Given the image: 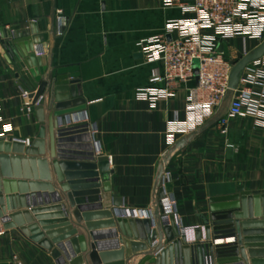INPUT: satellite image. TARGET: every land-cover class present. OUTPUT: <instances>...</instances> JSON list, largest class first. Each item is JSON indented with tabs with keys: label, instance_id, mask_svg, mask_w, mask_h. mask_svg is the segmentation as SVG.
Wrapping results in <instances>:
<instances>
[{
	"label": "crops",
	"instance_id": "1",
	"mask_svg": "<svg viewBox=\"0 0 264 264\" xmlns=\"http://www.w3.org/2000/svg\"><path fill=\"white\" fill-rule=\"evenodd\" d=\"M58 9L67 19L61 36L55 35L53 27ZM187 16L177 7H163L157 0H0V28L26 33L10 42L9 51L0 47V116L12 126L11 138L32 141L40 124L34 108L31 114L20 111L21 92L30 91L35 77L42 79L49 69L73 67L77 77L72 81L81 85L86 118L81 119L80 113L76 115L89 124L97 155L108 158L109 193L122 200V208L153 207L163 161V172L170 175L167 191L176 201L183 226L202 227L200 216H207L209 199L235 194L241 188L248 194L243 203L246 212L243 221H261V225L249 229L254 242L248 245L256 246L250 249L257 251V258L250 259L247 255V264H264V217H247L249 197L252 208L258 204L262 213L264 125L257 126L248 116L238 117L228 121V132L221 135L218 120L225 114L228 104L225 102L217 115L190 134L176 135L175 143L168 145L165 139L168 124L185 119L186 92L195 81L177 85L173 98L154 105L135 98V90L148 85L150 69L142 58H134L139 53L137 43L161 33L167 20ZM259 44L237 36L222 41L219 48L234 64ZM180 141L182 146L175 149ZM49 174L58 201H53L50 193L44 200L46 192L35 188L33 193L40 197L37 207L46 210L41 214L46 218L34 222L42 229L41 223L58 225L67 221L68 226L50 231L56 233L53 239L64 243L79 236L76 231L85 230V223H75L51 166ZM15 180L18 182L19 178ZM25 183V186L15 184L17 192H30L28 181ZM57 205H61V211L55 209ZM21 211L17 208L7 214ZM59 212L61 218L56 217ZM98 212L86 214L93 215L91 220L98 223L103 221L95 220ZM201 237L204 241V230ZM44 238L47 239L45 235ZM109 243L100 241L104 245L101 251L111 249ZM229 243H233V238L211 239L212 246ZM128 252L126 247L125 257ZM141 253L144 252L137 256ZM0 263L54 264L49 251L15 229L0 236Z\"/></svg>",
	"mask_w": 264,
	"mask_h": 264
},
{
	"label": "water",
	"instance_id": "2",
	"mask_svg": "<svg viewBox=\"0 0 264 264\" xmlns=\"http://www.w3.org/2000/svg\"><path fill=\"white\" fill-rule=\"evenodd\" d=\"M25 35V32L0 28L1 48L9 51L10 42ZM263 55L264 40L233 64L229 74L230 90L236 89L244 69ZM134 58H142V55L136 53ZM76 77L73 67L49 69L42 79L35 77L30 98L40 124L37 135L29 146L11 139L0 140V223L3 229H15L41 249L49 251L54 264H146L148 261L153 264H247V255L250 259L257 258V251L250 249L256 246L248 245L254 242L249 237L252 234L249 229L261 225V221H243L246 218L243 203L248 194L241 188L235 194L209 199L208 214L200 216L202 227L195 231V242L192 244H186L184 238L179 237L175 226L160 222L163 191L159 188V180L164 161L157 175L152 220L125 218L122 200L109 193L111 171L108 158L97 155V145L89 124L76 115L80 113L83 116L85 107L81 85L76 80L72 81ZM194 79L197 83V71L194 72ZM182 144L178 142L175 149ZM50 166L55 183L62 186L65 202L72 210L75 223L84 222L86 228L77 230L79 236L64 243L53 239L56 233L50 231L68 226L67 221L56 223L58 225L41 223L42 229L34 222L46 218L41 215L46 210L37 207L40 197L33 193L35 188L46 192L44 200L50 193L51 199L58 201L57 192L49 183ZM25 181H28L30 192H17L15 184L25 186ZM262 198L264 200V195ZM247 203V217H264V202L262 213L258 204L252 208L250 197ZM17 208L23 211L7 214ZM55 209L61 211L62 207L57 205ZM97 211L94 216L99 217L95 220H103L98 223L91 220L93 215L86 214ZM57 214L56 217H62L61 212ZM201 228L205 233L204 241ZM220 238H233V243L212 246L211 239ZM104 240H109L111 249L101 251L100 247L104 245L100 241ZM126 247L129 252L125 257ZM139 252L144 253L137 256ZM153 255L155 257L151 259Z\"/></svg>",
	"mask_w": 264,
	"mask_h": 264
},
{
	"label": "built area",
	"instance_id": "3",
	"mask_svg": "<svg viewBox=\"0 0 264 264\" xmlns=\"http://www.w3.org/2000/svg\"><path fill=\"white\" fill-rule=\"evenodd\" d=\"M165 8L177 7L187 17L167 20L163 31L137 43L145 64L150 65L148 85L135 90V98L154 105L174 97L179 84L197 83L186 92L185 119L170 121L166 143L173 145L176 135L190 134L213 118L228 102L225 114L219 117V133L226 135L227 123L238 117H251L257 126L264 125V55L249 64L242 72L235 90H230L229 74L233 64L219 48V43L241 37L259 43L264 40V0H157ZM67 19L61 9L55 10L53 27L61 36ZM169 37V39L167 38ZM1 47V45H0ZM43 53V52H41ZM194 61L198 65H194ZM21 92L20 111L31 114L34 108L30 95ZM1 110V105H0ZM86 118L85 114L82 116ZM13 128L0 116V140L19 141L29 146L30 139L11 138ZM170 175L163 172L159 188L162 214L160 222L175 226L186 244L195 242L198 226H183L177 212L176 201L167 191ZM124 217L132 219L153 218V207L124 209ZM203 231V228H201ZM5 230L0 223V236Z\"/></svg>",
	"mask_w": 264,
	"mask_h": 264
},
{
	"label": "rangeland",
	"instance_id": "4",
	"mask_svg": "<svg viewBox=\"0 0 264 264\" xmlns=\"http://www.w3.org/2000/svg\"><path fill=\"white\" fill-rule=\"evenodd\" d=\"M194 65L197 66L198 65V62L197 61H194Z\"/></svg>",
	"mask_w": 264,
	"mask_h": 264
}]
</instances>
